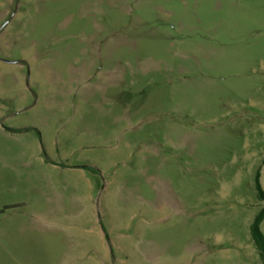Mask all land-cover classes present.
<instances>
[{
	"label": "rangeland",
	"instance_id": "1",
	"mask_svg": "<svg viewBox=\"0 0 264 264\" xmlns=\"http://www.w3.org/2000/svg\"><path fill=\"white\" fill-rule=\"evenodd\" d=\"M258 173L264 0H0V264H263Z\"/></svg>",
	"mask_w": 264,
	"mask_h": 264
},
{
	"label": "trees",
	"instance_id": "2",
	"mask_svg": "<svg viewBox=\"0 0 264 264\" xmlns=\"http://www.w3.org/2000/svg\"><path fill=\"white\" fill-rule=\"evenodd\" d=\"M257 188L259 191V197L264 200V190L259 181V173L257 179ZM263 220H264V207L256 215L251 225V235L257 249L259 250L260 256L263 259V264H264V233L260 227Z\"/></svg>",
	"mask_w": 264,
	"mask_h": 264
}]
</instances>
